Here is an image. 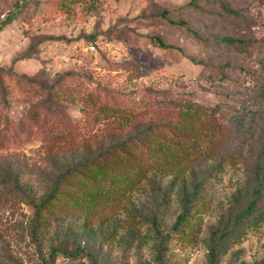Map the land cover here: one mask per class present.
I'll return each mask as SVG.
<instances>
[{
  "label": "rangeland",
  "instance_id": "1",
  "mask_svg": "<svg viewBox=\"0 0 264 264\" xmlns=\"http://www.w3.org/2000/svg\"><path fill=\"white\" fill-rule=\"evenodd\" d=\"M188 1L0 0V264L264 259V0Z\"/></svg>",
  "mask_w": 264,
  "mask_h": 264
},
{
  "label": "trees",
  "instance_id": "2",
  "mask_svg": "<svg viewBox=\"0 0 264 264\" xmlns=\"http://www.w3.org/2000/svg\"><path fill=\"white\" fill-rule=\"evenodd\" d=\"M192 1L193 0H189L187 4L192 3ZM225 9L227 11H233V9L230 8V7H225ZM167 12L168 11L164 9L161 12V14L164 15L170 22H172V23H176L177 22V23H180V24H184V21H182V20L175 21V20L169 18L168 16H166ZM152 38L155 39L160 46H167V44L164 43L159 36H153ZM222 39L224 41H226V42H229V43H231V42H241L242 41L240 38L233 37V36H223ZM0 69L6 70L8 68L0 67ZM123 143H124V141H120V144H123ZM62 175H64V173ZM56 185H57V183H55V185H53V187L49 190V192L46 193V195H44L43 197H41L38 201H35L32 198L28 197L29 203L34 208V210H33V214H34L33 215V221H32V224L30 226L31 234L33 236L36 233V229L40 228V226H41L42 212L44 210H46L47 208H49L53 204L52 201L54 200V198H56L59 195V193L56 192ZM183 216H184V213H181V214L178 215V217L176 218V220L173 223L174 227H176L178 225V223L183 218ZM164 239H165V236H161L160 237L161 244L163 243ZM58 250H62L64 253L69 254V255H75L77 252H81V251H84L88 255H90V253L83 246H80V245H77L75 248H73L70 251H68L66 249H60V248H57V247H53L50 250V252H49V257H48V259H46V262H50L53 259V257L55 256L56 251H58ZM213 257H214V248H211L210 258H213ZM263 262H264V259H262L259 262V264H262ZM89 264H94V263L91 261Z\"/></svg>",
  "mask_w": 264,
  "mask_h": 264
},
{
  "label": "built area",
  "instance_id": "3",
  "mask_svg": "<svg viewBox=\"0 0 264 264\" xmlns=\"http://www.w3.org/2000/svg\"><path fill=\"white\" fill-rule=\"evenodd\" d=\"M91 47H93L92 45H90Z\"/></svg>",
  "mask_w": 264,
  "mask_h": 264
}]
</instances>
